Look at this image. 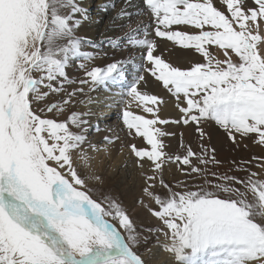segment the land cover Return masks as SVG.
Listing matches in <instances>:
<instances>
[{
    "label": "snow or ice",
    "instance_id": "obj_1",
    "mask_svg": "<svg viewBox=\"0 0 264 264\" xmlns=\"http://www.w3.org/2000/svg\"><path fill=\"white\" fill-rule=\"evenodd\" d=\"M101 11L105 30L122 33L104 41L129 55L98 66L93 62L108 53L77 35L92 21L81 0H0V264H264V179L245 162L232 161L244 177L210 171L209 165L221 162L203 143L202 128L211 120L234 144L251 139L264 146V0H120V7L111 0ZM133 16H148L154 37L194 50L203 62H167L156 54L149 26L142 20L133 26ZM74 61L83 78H70ZM144 73L174 97L179 119L161 118L164 100L141 90ZM73 84L80 87L66 92ZM85 86L120 89L105 106L123 104L127 135L146 141L128 145L144 181L137 204L158 221L146 234L105 189L84 148L107 155V145L120 138L105 136L103 149L89 143L88 118L96 115L91 110L48 118L74 104ZM60 94L62 99L45 103ZM134 102L152 118L129 111ZM87 103L94 101L88 97ZM190 123L199 134V151L181 139L178 154L166 152L163 138L175 134L163 126ZM148 162L152 176L144 171ZM168 162L203 184L193 190L184 182L166 183L162 165ZM157 179L163 194L155 190Z\"/></svg>",
    "mask_w": 264,
    "mask_h": 264
},
{
    "label": "rangeland",
    "instance_id": "obj_2",
    "mask_svg": "<svg viewBox=\"0 0 264 264\" xmlns=\"http://www.w3.org/2000/svg\"><path fill=\"white\" fill-rule=\"evenodd\" d=\"M81 2L86 8H88L86 6V0H81ZM104 3H107V0H91L92 6L88 8V10L90 16L92 17V21H87L83 23L82 26L78 29L77 35L82 37H88L90 39H92L90 37L91 34L95 33L94 36H96L97 32H94L96 27H93L92 22L97 19H101L100 16L105 15L104 13L100 14L101 6ZM117 7H120V0H117ZM140 18L146 25L149 26V37L155 38L157 40L158 49L156 51V54L161 55L162 58H164L167 62L180 67H189L191 63L203 62V57L199 53H196L194 50L183 49L178 45H174L173 42H168L161 38L154 37V33L151 32L150 18L148 16H140ZM99 25H101V23H99ZM184 27L185 26H181V30H184ZM101 49L103 51H106L104 48ZM85 50L95 51V49L91 48H86ZM210 51L216 53L219 58L223 59L222 54H220L219 50L215 47L211 48ZM107 53L108 55L106 57H102L95 60L93 64L103 66L115 60L113 59L114 56L120 58V55L117 53H115V55H112L110 52ZM146 63L147 62L145 61V64ZM68 74L72 79L83 78V72L77 67V62L75 61L70 64L68 68ZM144 75L147 83L146 85L141 84V90L162 97L164 100L163 109L159 113L161 118L169 120L179 119L180 113L175 107L174 97L170 93H168L167 90L162 87L161 83L157 82L155 78L151 76L150 73H144ZM78 87H80L78 84L67 85L65 91L68 92L71 91L73 88ZM99 91L102 92L104 91V89L99 88L94 91H89L88 86H85L84 94H77L74 97V104H69L65 108V110L56 117H54L53 114H48V118H58L60 120H65L71 111L86 112L91 110L93 113L96 114V111L98 112V108L94 107L93 103L92 105L88 104L87 98L91 97L93 100L94 95H96ZM63 95L64 94L52 95L49 97L48 101H45V103L52 100H60L62 99ZM81 100H84L85 103H80ZM43 106V104L35 105V107L37 108ZM115 108L116 113L114 115L117 118L114 125L117 126V131L119 132V134L115 136H118L120 138L119 141L116 142L122 143V140L125 139V137L130 138L133 143H136L137 141L141 142L143 138H133L127 135L128 130L122 122V109L124 108V105L119 104ZM128 110L139 115H145L146 118H152L151 114L144 112L143 105L138 107L135 102L131 105ZM96 118L97 115H93L88 118L89 125H91V123L95 121ZM108 122L110 121L108 120ZM110 127V125L104 126L98 134V147L101 149H103L105 144L103 138L105 136H114L111 135V131H108ZM163 127L166 132L175 134L163 138L164 143L167 146L165 149L166 152L171 155L178 154V152L181 150V139H183V142L185 144H190L194 150H196L197 152L199 151L200 138L199 134L195 130L196 126L194 124L190 123L187 126L183 124H168L164 125ZM202 128L203 131L207 134L205 139L203 140V143L208 145L209 148H213L216 150L215 158L216 160L221 162L218 167H213L212 165H209L208 168L210 171L217 172L218 174L227 173L229 175L244 177L245 172L243 170L237 171L236 168L233 166L232 161H236L238 164L240 162H245L243 165L244 168H247L251 172L259 173L260 178L264 179V168L259 167V164L264 163V160L253 159L254 157L264 158V146L254 144L251 139H240L238 145L234 144L231 140H229L225 131L221 129L214 121L211 120L203 122ZM88 134L89 131H87V139L89 137ZM181 134H183V136H181ZM116 142L107 145L108 153H112V156H109L108 158L105 157V161L94 159L95 156L93 154V150L88 148L87 144L84 145V148L86 154L90 157H93V159L90 160L92 168H94L96 171H98L104 176L105 189L110 190L112 193L119 197L123 205L128 209L129 213L132 215V218L136 221L138 225V231H141L142 234H146L144 232V229H146L149 225H156L158 221L151 219L147 213V210L137 204V200L141 196V185L144 182L143 178L138 175L140 169L136 167L134 163V157L130 153L128 146L126 149L123 148L121 150V147H118L116 150ZM124 155H126V158H124ZM77 163L79 164V161H77ZM193 163H198L195 158H193ZM144 171L148 176H152L154 174L150 162L144 164ZM162 178L166 183H170L173 186H175L178 181L184 182L193 190H195L197 185L203 184L202 178L197 177L196 179H192L190 176H185L181 170L177 169L176 163L173 162H168L167 164L162 165ZM155 190L161 194H163L165 191L159 184L158 179L155 182ZM99 194V191H97L96 195L98 196ZM145 203L150 202L145 200ZM154 245L155 239L150 238L149 244L147 246L152 247ZM141 251H143V248H141ZM158 259H164L163 252H160L158 254Z\"/></svg>",
    "mask_w": 264,
    "mask_h": 264
},
{
    "label": "bare ground",
    "instance_id": "obj_3",
    "mask_svg": "<svg viewBox=\"0 0 264 264\" xmlns=\"http://www.w3.org/2000/svg\"><path fill=\"white\" fill-rule=\"evenodd\" d=\"M107 3H111V0H107ZM86 6L88 8H90L92 6L91 0H86ZM101 13H103V12L101 11L100 14ZM100 18H102V20H103V22H101V25L95 24L92 22L93 27L94 26L96 27L94 32H97L96 36H94L95 33L90 35L92 40H94L97 45H100L101 48H104L107 52H110L112 55H115V53L120 55V58L114 56L113 59L120 60L122 58H127L129 53L127 51H125L123 49V47L113 50V49L109 48L107 41H104L105 36H117V37H119L120 35H122V33L120 31H113V30L106 31L105 30V23H107V16L103 15V16H100ZM140 20H141L140 16H133L132 17L133 26H135L136 21H140ZM101 41H104V43L102 45H101ZM134 54L136 56L137 63H140V56H141L140 52L136 51ZM174 54H176V53H174ZM132 75H133V73L131 72V70H129V79L132 78ZM117 91H120V90L115 88V87H112L110 89H104V91H102V92L99 91L96 95H94L93 106L98 108V112L96 111V115H97L96 120L93 121L91 123V125L88 126V131H89L88 142L93 144V145H96L97 147H98V142H99L98 134L100 133V131L103 129L104 126H106V125L111 126L110 127L111 135L115 136V135L119 134V132L117 131V126L114 125L116 118H117L114 115L116 113L115 107H117L119 104H115L112 107H106L105 106L106 98L114 95ZM90 105H92V104H90ZM108 120L110 122H108ZM97 126L100 129L99 131L96 130ZM132 143L133 142L131 141L130 138L125 137V139L122 140V143L116 142L115 147H116V150L118 147L122 148V146H123V148L126 149L127 146L129 144H132ZM135 144H137L138 146H144L146 143L144 140H141V142L137 141ZM93 154L95 156L94 159H98V160H102V161H105V157L108 158L109 156H112V153H110V154L108 153L107 155H105L104 151H99V152L93 151ZM124 158H126V155H124Z\"/></svg>",
    "mask_w": 264,
    "mask_h": 264
}]
</instances>
